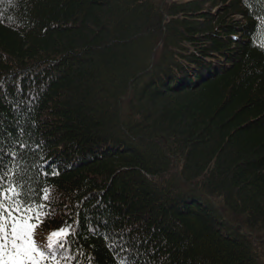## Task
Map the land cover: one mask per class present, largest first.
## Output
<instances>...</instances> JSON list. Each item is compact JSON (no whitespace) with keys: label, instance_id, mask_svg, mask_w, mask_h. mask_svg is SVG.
Segmentation results:
<instances>
[{"label":"trees","instance_id":"obj_1","mask_svg":"<svg viewBox=\"0 0 264 264\" xmlns=\"http://www.w3.org/2000/svg\"><path fill=\"white\" fill-rule=\"evenodd\" d=\"M0 206L37 264H264V0H0Z\"/></svg>","mask_w":264,"mask_h":264},{"label":"snow or ice","instance_id":"obj_2","mask_svg":"<svg viewBox=\"0 0 264 264\" xmlns=\"http://www.w3.org/2000/svg\"><path fill=\"white\" fill-rule=\"evenodd\" d=\"M45 193V199L47 200V190H45ZM44 218V213H38L32 218L26 219L21 216L19 219H13L9 234L10 238L9 236L3 237L11 247L6 243H0V264H28L29 261L37 264L35 254L39 253L43 256L44 253L41 252L35 242V229L44 222ZM3 231L5 229L0 227V232ZM62 234H67V230L60 229L49 234V247L60 246L62 242H58L54 238Z\"/></svg>","mask_w":264,"mask_h":264},{"label":"rangeland","instance_id":"obj_3","mask_svg":"<svg viewBox=\"0 0 264 264\" xmlns=\"http://www.w3.org/2000/svg\"><path fill=\"white\" fill-rule=\"evenodd\" d=\"M38 247H40L39 243H36Z\"/></svg>","mask_w":264,"mask_h":264}]
</instances>
